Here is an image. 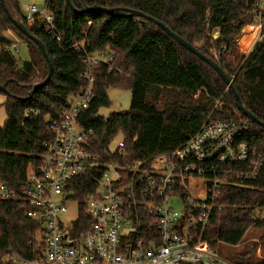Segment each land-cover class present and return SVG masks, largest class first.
Masks as SVG:
<instances>
[{
  "label": "trees",
  "instance_id": "1",
  "mask_svg": "<svg viewBox=\"0 0 264 264\" xmlns=\"http://www.w3.org/2000/svg\"><path fill=\"white\" fill-rule=\"evenodd\" d=\"M11 17L24 24L44 46L53 68L49 83L32 94L48 76V64L38 46L9 20L0 4V85L8 95L0 109L6 114L0 125V183L19 195L28 186L29 170L38 171L44 144L51 140L46 118L58 117L70 100L85 87L84 55L73 49L81 42L89 53L114 54L112 69L98 66L94 97L79 122L93 131L89 149L99 164L117 160L116 138L124 143L123 162L151 161L182 147L206 122L236 121L247 124L246 140L264 154V129L235 106L232 92L206 63L181 47L160 27L123 16L124 10L141 12L162 22L172 32L213 60L232 81L244 108L264 123V30L248 55L239 54L237 41L246 27L258 23L256 0H70L73 7L111 9L114 15H75L66 0H46L55 32L46 33L39 16L29 24L20 0H3ZM11 32L25 45L29 59L18 65ZM58 36L59 40L55 37ZM220 39L215 40L214 37ZM129 90L128 113L111 114L108 90ZM100 170L91 168L70 187L75 199L93 192ZM210 226L204 232L209 248L218 254L222 245L238 247L251 228L264 230V164L247 187L222 188ZM29 204L21 198L0 201V264H19L35 258L42 224L28 216ZM244 250V249H243ZM253 248L234 252L237 264H259ZM219 255V254H218ZM220 256V255H219Z\"/></svg>",
  "mask_w": 264,
  "mask_h": 264
},
{
  "label": "built area",
  "instance_id": "2",
  "mask_svg": "<svg viewBox=\"0 0 264 264\" xmlns=\"http://www.w3.org/2000/svg\"><path fill=\"white\" fill-rule=\"evenodd\" d=\"M256 42L264 30V0H256ZM29 24L39 16L46 33L55 30L50 14L35 5L23 8ZM59 40L58 36L55 37ZM254 44V45H255ZM73 49L84 55L85 87L61 110L47 117L52 134L44 144L38 171L29 170L28 186L17 195L0 183V201L21 198L28 216L41 222L35 258L19 264H237L209 248L204 232L211 224L222 188H245L264 164V154L247 140L249 127L236 121L206 122L180 148L151 161L99 164L89 149L93 131L79 117L94 97L95 69H112L114 54ZM91 168L100 170L97 188L83 200L70 189ZM77 213L69 217L67 205ZM181 208V210L179 209ZM264 219V212L256 221ZM264 264V257L256 256Z\"/></svg>",
  "mask_w": 264,
  "mask_h": 264
},
{
  "label": "rangeland",
  "instance_id": "3",
  "mask_svg": "<svg viewBox=\"0 0 264 264\" xmlns=\"http://www.w3.org/2000/svg\"><path fill=\"white\" fill-rule=\"evenodd\" d=\"M46 0H20L22 9L25 6L35 5L40 12H44L45 14H49V11L46 7ZM256 28L254 26L246 27L240 39L237 41V51L239 54L248 55L250 51V39L249 33L253 32V38L256 37ZM247 30V32H246ZM252 38V39H253ZM254 40V39H253ZM15 59L18 65H21L23 62L29 59V55L27 52V48L25 45H20L16 51H14ZM108 96L110 100V106L107 108H102L99 111V114L107 119L111 114H119V113H128L131 105V93L129 90H120L116 88H111L108 90ZM6 121V114L4 110H0V125H4ZM120 141V138H116V140L112 143L111 149L114 151L117 148V145ZM69 209V217H74L77 213V209L75 205H67ZM181 210V208H179ZM257 245V250L253 253L252 256L256 258L259 254L264 257V230L259 228H251L249 229L243 237L240 245L238 247H229L222 245L219 249L218 254L221 257L229 258L234 252H242L244 250L253 248L254 245ZM244 249V250H243ZM229 256V257H228Z\"/></svg>",
  "mask_w": 264,
  "mask_h": 264
},
{
  "label": "water",
  "instance_id": "4",
  "mask_svg": "<svg viewBox=\"0 0 264 264\" xmlns=\"http://www.w3.org/2000/svg\"><path fill=\"white\" fill-rule=\"evenodd\" d=\"M67 5L69 6V8L72 10V12L75 15H82L84 13H105L108 15H114V11L111 9H102V8H96V9H87L84 12H80L78 10H76L73 5L71 4L70 0H66ZM0 4L4 10V12L7 14L9 20L12 22L13 26L20 31L24 36H26L29 40L33 41L38 48L40 49L43 57L45 58L47 64H48V76L47 78L40 84H37L34 86V89L32 91V94L36 93L38 90H40L41 88H43L44 86H46L49 81L52 78V74H53V68L51 65V62L48 58V55L46 54V51L44 49L43 44L35 37H33L29 31L27 30L26 26L24 24H22L21 22L16 21L15 19H13L8 11V9L6 8L4 1L0 0ZM123 16L128 17V18H138V19H143L145 21L151 22L152 24H154L155 26L160 27L169 37H171L175 42H177L181 47H183L184 49H186L187 51L191 52L193 55H195L197 58H199L201 61H203L204 63H206L210 68H212L217 75L224 81V83L227 85L228 89L232 92L233 94V98L235 101V106L237 108V110H239L245 117H247L250 121H252L253 123L257 124L258 126L262 127L264 129V123L261 122L260 120H258L252 113H250L249 111H247L244 106L241 103L240 97L238 96V94L236 93L233 85H232V81L225 75V73L223 72V70L218 66V64L216 62H214L213 60H211L210 58H208L207 56H205L204 54H202L201 52H199L195 47H193L192 45H190L189 43H187L186 41H184L181 37H179L177 34H175L174 32H172L168 27H166L162 22H159L141 12L135 11V10H130V9H126L124 10ZM215 40L220 39L219 36H215L214 37ZM0 93L3 95H8V91L6 89V85H0Z\"/></svg>",
  "mask_w": 264,
  "mask_h": 264
},
{
  "label": "crops",
  "instance_id": "5",
  "mask_svg": "<svg viewBox=\"0 0 264 264\" xmlns=\"http://www.w3.org/2000/svg\"><path fill=\"white\" fill-rule=\"evenodd\" d=\"M246 32H247V30H246ZM247 33H249L250 35H248L249 36V39H250V43H251V45L249 46L251 49H250V51H249V53L252 51V49H253V47H254V44H255V42H256V37L255 38H253V32H247ZM6 36L14 43V49H18V47L21 45L20 44V42L14 37V35L11 33V32H7L6 33ZM251 36H252V38L254 39H252L251 40ZM248 53V54H249ZM5 101V97L3 96V95H0V105L3 103ZM0 110H2V109H0Z\"/></svg>",
  "mask_w": 264,
  "mask_h": 264
},
{
  "label": "bare ground",
  "instance_id": "6",
  "mask_svg": "<svg viewBox=\"0 0 264 264\" xmlns=\"http://www.w3.org/2000/svg\"><path fill=\"white\" fill-rule=\"evenodd\" d=\"M256 30V29H255ZM253 36V35H252ZM252 36H251V40H252ZM249 44H251V43H249Z\"/></svg>",
  "mask_w": 264,
  "mask_h": 264
}]
</instances>
